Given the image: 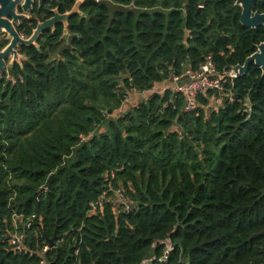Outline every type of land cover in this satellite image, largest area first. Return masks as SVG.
I'll return each mask as SVG.
<instances>
[{"label":"trees","instance_id":"trees-1","mask_svg":"<svg viewBox=\"0 0 264 264\" xmlns=\"http://www.w3.org/2000/svg\"><path fill=\"white\" fill-rule=\"evenodd\" d=\"M77 1L17 31L29 38ZM100 1L139 13L111 21ZM241 15L236 0H85L67 33L20 47L0 73V264H40L45 246L46 264H264L262 70L222 80L192 111L156 91L209 57L222 76L244 65L264 27Z\"/></svg>","mask_w":264,"mask_h":264},{"label":"water","instance_id":"water-1","mask_svg":"<svg viewBox=\"0 0 264 264\" xmlns=\"http://www.w3.org/2000/svg\"><path fill=\"white\" fill-rule=\"evenodd\" d=\"M44 1L45 0H40V4ZM84 1L85 0H79L70 12L63 15H60L56 10L55 17L44 23H40L30 38L23 39L17 31V27L20 25L21 20L29 19V13L33 10L32 5L34 4V0H0V35H6L9 41V44L0 51V73L12 68L16 62H20V59L23 58L18 52L19 46L36 45L39 37L44 32L53 30L58 23L64 24L65 33H67L70 17L79 13L80 5ZM256 1L257 0H236V5L242 9L241 24L246 28L257 29L261 26L264 27V14L255 12ZM100 2L108 6L111 21L117 13H139V10L123 7L111 1ZM20 5L21 7H19ZM19 10H21L22 13H19ZM252 64L259 67L264 76V42L257 47V52L251 55L244 65L236 66L233 70V74L223 76L222 80L228 78L235 82L248 72ZM123 79H130V76H125ZM56 240L57 237L49 241L51 247L55 244Z\"/></svg>","mask_w":264,"mask_h":264},{"label":"built area","instance_id":"built-area-1","mask_svg":"<svg viewBox=\"0 0 264 264\" xmlns=\"http://www.w3.org/2000/svg\"><path fill=\"white\" fill-rule=\"evenodd\" d=\"M233 70L227 73V75H232ZM222 75H220L216 67L214 66L211 58L209 57L207 61L199 68L197 71H193L189 68H186L182 75L173 77L172 83L174 87L171 88L174 92L180 93L184 96L186 100V110L192 111L197 108V101L200 95H204L208 93L210 90L220 89ZM129 100V99H128ZM126 101V103L128 102ZM93 209L96 210L98 207H103V201L92 205ZM24 239V235L21 233H15L12 236L11 244L15 247V250L22 252L24 251V247L22 245V241ZM49 247L45 246L39 253V257L41 258L40 264H46L45 255L48 252ZM167 254L163 259L167 258Z\"/></svg>","mask_w":264,"mask_h":264},{"label":"flooded vegetation","instance_id":"flooded-vegetation-1","mask_svg":"<svg viewBox=\"0 0 264 264\" xmlns=\"http://www.w3.org/2000/svg\"><path fill=\"white\" fill-rule=\"evenodd\" d=\"M79 1V0H78ZM77 1V2H78ZM59 2V0H45L42 4H40V0H34V4L32 5V7H33V10L29 13V19H27V20H32L33 18H34V14H36L38 11H41L43 8H47V7H59V6H57V5H55L56 3H58ZM76 2V3H77ZM76 3H75V5H76ZM22 5V4H21ZM21 5L19 6V7H21ZM56 10H58V8H55V9H53L52 11H53V15L50 17V18H48V19H46L45 21H41L40 19L38 20V24H37V26L40 24V23H44V22H46V21H48V20H50V19H52L53 17H55V11ZM19 13H22V11L21 10H19ZM58 13H59V10H58ZM60 14V13H59ZM60 15H63V14H60ZM27 20H21V22H20V25L18 26V27H20L22 24H23V22L24 21H27ZM58 24H63V23H58ZM57 24V25H58ZM56 25V26H57ZM64 25V24H63ZM55 26V27H56ZM17 27V28H18ZM55 27H54V29L53 30H55ZM37 28V27H36ZM35 28V29H36ZM34 29V30H35ZM34 30H33V32H34ZM53 30H48V31H53ZM47 32V31H46ZM45 33V32H44ZM43 33V34H44ZM3 37V39H4V37L6 36V35H2ZM32 36V35H31ZM21 37L23 38V39H28V38H26L25 36H23V35H21ZM30 38V37H29ZM5 41H8L7 39H4ZM0 42H1V40H0ZM8 43H9V41H8ZM21 46H23V45H21ZM21 46H19V48H18V52H19V54H20V47ZM20 61H21V59H20Z\"/></svg>","mask_w":264,"mask_h":264},{"label":"rangeland","instance_id":"rangeland-1","mask_svg":"<svg viewBox=\"0 0 264 264\" xmlns=\"http://www.w3.org/2000/svg\"><path fill=\"white\" fill-rule=\"evenodd\" d=\"M3 36L0 35V40L1 41H5L4 39H7V37L5 36L4 39L2 38ZM174 87V84L172 82H168L165 85H161L159 86V88H156L157 92H164L165 90L171 89ZM148 94H144V95H133L129 98L128 102L126 103L125 106V110L130 109L134 104H136L137 102L145 99L147 97Z\"/></svg>","mask_w":264,"mask_h":264}]
</instances>
